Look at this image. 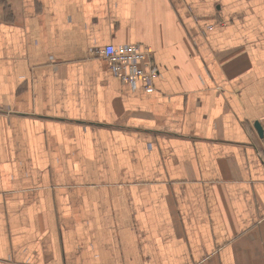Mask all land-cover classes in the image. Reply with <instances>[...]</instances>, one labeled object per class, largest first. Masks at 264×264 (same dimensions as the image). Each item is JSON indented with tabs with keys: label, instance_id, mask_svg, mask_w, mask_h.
<instances>
[{
	"label": "crops",
	"instance_id": "crops-1",
	"mask_svg": "<svg viewBox=\"0 0 264 264\" xmlns=\"http://www.w3.org/2000/svg\"><path fill=\"white\" fill-rule=\"evenodd\" d=\"M257 122L264 0H0V264H264Z\"/></svg>",
	"mask_w": 264,
	"mask_h": 264
},
{
	"label": "built area",
	"instance_id": "built-area-1",
	"mask_svg": "<svg viewBox=\"0 0 264 264\" xmlns=\"http://www.w3.org/2000/svg\"><path fill=\"white\" fill-rule=\"evenodd\" d=\"M98 55L125 85L132 89L141 87L147 93L155 91L160 72L149 49L139 45H107L99 49Z\"/></svg>",
	"mask_w": 264,
	"mask_h": 264
},
{
	"label": "water",
	"instance_id": "water-1",
	"mask_svg": "<svg viewBox=\"0 0 264 264\" xmlns=\"http://www.w3.org/2000/svg\"><path fill=\"white\" fill-rule=\"evenodd\" d=\"M255 127H256V129H257L259 135H260L261 137H263V136H264V131H263L262 126L257 122V123H255Z\"/></svg>",
	"mask_w": 264,
	"mask_h": 264
}]
</instances>
